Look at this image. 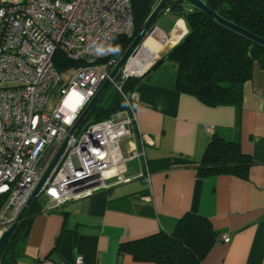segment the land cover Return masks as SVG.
I'll list each match as a JSON object with an SVG mask.
<instances>
[{"label":"crops","instance_id":"obj_1","mask_svg":"<svg viewBox=\"0 0 264 264\" xmlns=\"http://www.w3.org/2000/svg\"><path fill=\"white\" fill-rule=\"evenodd\" d=\"M154 27L159 48L155 52L151 40L147 48L155 53L144 47V62H151L135 90L132 135L121 142L125 156L144 154L127 163L125 178L131 180L48 211L42 197L11 264H73L78 255L83 264H152L119 255V246L170 234L186 213L205 218L228 238L202 264H264V67L253 64L240 107H207L175 90V67L164 60L187 34L183 17L163 10ZM214 136L238 143L252 159L246 179L200 177L192 167L141 176L148 164L165 158L200 161Z\"/></svg>","mask_w":264,"mask_h":264},{"label":"built area","instance_id":"obj_2","mask_svg":"<svg viewBox=\"0 0 264 264\" xmlns=\"http://www.w3.org/2000/svg\"><path fill=\"white\" fill-rule=\"evenodd\" d=\"M133 27L129 0H0V237L78 116L109 79L117 62L115 52L107 49L114 48L117 38H132ZM142 46L109 83L122 95L126 111L68 138L40 193L45 211L131 180L125 178L126 165L144 154L125 156L121 149L122 140L132 135L136 106L135 92L126 98L122 86L147 69L138 75L131 70ZM98 47L106 51L97 53ZM56 53L79 66L58 73ZM227 241L221 235L217 244ZM73 264H83L82 256Z\"/></svg>","mask_w":264,"mask_h":264},{"label":"trees","instance_id":"obj_3","mask_svg":"<svg viewBox=\"0 0 264 264\" xmlns=\"http://www.w3.org/2000/svg\"><path fill=\"white\" fill-rule=\"evenodd\" d=\"M133 14V37L117 38L119 46L113 58L122 57L133 39L144 26L159 0H129ZM211 11L235 26L264 39V0H202ZM183 1L169 3L165 9L181 15L187 26V34L165 56L175 67V90L192 96L207 107H240L243 85L251 80L255 62L264 67V47L219 25L212 18ZM58 73L77 68L78 63L68 61L59 53L53 59ZM140 78H129L122 86V94L129 98L135 92ZM122 95L112 86L101 94L84 118L79 128L107 120L126 111ZM78 128V129H79ZM252 159L241 153L239 144L226 142L216 136L206 146L200 161L182 156L165 158L148 164V173L178 167L195 168L200 177L228 174L246 179ZM36 198L26 211L22 221L12 234L0 258V264H11L24 240L32 217L39 213ZM219 235L205 218L186 213L176 223L172 233L157 234L124 243L119 255L127 254L136 262L152 264H202L203 259L217 244Z\"/></svg>","mask_w":264,"mask_h":264},{"label":"water","instance_id":"obj_4","mask_svg":"<svg viewBox=\"0 0 264 264\" xmlns=\"http://www.w3.org/2000/svg\"><path fill=\"white\" fill-rule=\"evenodd\" d=\"M174 1H183V2L188 3L193 8H195L198 11L204 13L208 17L212 18L219 25H222L223 27H225V28H227V29H229V30H231V31H233V32H235V33H237V34L249 39L250 41H252V42L264 47V39L259 38L258 36L254 35V34H252L250 32H247L246 30H243V29L235 26L234 24L222 19L216 13L211 11L207 6H205V4L202 2V0H159L158 4L153 9L152 13L150 14L148 19L146 20V22H145L144 26L142 27V29L139 31V33L133 39V41L131 42V44L129 45L127 50L124 52L122 57L119 59L117 64L111 70V72L109 74V79L106 80L100 86V88L98 89V91L96 92L94 97L90 100V102L83 109L81 114L78 116L77 120L75 121V123L73 124L71 129L69 130L67 138L63 141V143L61 144V146L58 149L57 153L55 154V156L53 157V159L51 160V162L47 166V168L44 171L42 177L40 178L39 182L36 184L34 190L32 191V193H31V195L29 197V199L25 203V205L22 208V210L19 212V214H18L16 220L14 221V223L11 225L9 230H7L5 233H3L1 235V237H0V258H1L2 254H3V252L5 251L12 234L14 233V231L17 228L18 224L22 221V219H23L26 211L28 210L29 206L31 205V203L36 198H38L40 196V193L42 192V189H43L46 181L48 180V178H49V176L51 174V171L53 170L55 164L57 163L59 157L61 156V154L63 153V151H64V149L66 147V143H67L68 138L71 137L75 133V131L80 127V125L82 124V122H83L84 118L86 117V115L89 113L91 108L95 105V103L97 102V100L99 99L101 94L104 92V90L108 87V85L110 83V80L114 79L117 76L119 70L121 69L123 64L127 61V59L131 56V54L139 46H141L142 43L150 36L152 30L155 28L154 27L155 21L157 20L159 15L163 12L165 7L169 3L174 2ZM262 98H264V95H262Z\"/></svg>","mask_w":264,"mask_h":264},{"label":"bare ground","instance_id":"obj_5","mask_svg":"<svg viewBox=\"0 0 264 264\" xmlns=\"http://www.w3.org/2000/svg\"><path fill=\"white\" fill-rule=\"evenodd\" d=\"M151 40L155 43L156 47H155V52L157 51V49L159 48L158 44L155 42L154 38L148 37L144 42H143V46L140 49V51H138L135 55V57H133L132 59V63H131V70L133 73L135 74H140L145 68H147V66L149 65L147 62H144L145 58H146V50L145 48L152 53H155L154 51L150 50L149 48H147V41ZM145 47V48H144ZM154 59V58H152ZM143 61V63H142ZM148 64V65H146Z\"/></svg>","mask_w":264,"mask_h":264},{"label":"clouds","instance_id":"obj_6","mask_svg":"<svg viewBox=\"0 0 264 264\" xmlns=\"http://www.w3.org/2000/svg\"><path fill=\"white\" fill-rule=\"evenodd\" d=\"M108 51H112V52H119V46H116V47H114V48H110V49H107ZM96 51H97V53H104L105 51H106V49L105 48H103V47H98L97 49H96Z\"/></svg>","mask_w":264,"mask_h":264},{"label":"rangeland","instance_id":"obj_7","mask_svg":"<svg viewBox=\"0 0 264 264\" xmlns=\"http://www.w3.org/2000/svg\"><path fill=\"white\" fill-rule=\"evenodd\" d=\"M153 38H155V36H153ZM150 62H151V60L148 61L147 63L150 64ZM80 132H82V129L81 128L78 129L76 136H79Z\"/></svg>","mask_w":264,"mask_h":264}]
</instances>
